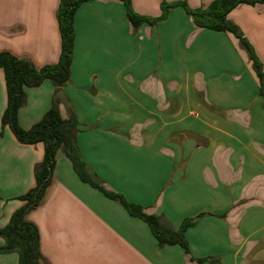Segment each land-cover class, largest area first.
<instances>
[{
    "label": "crops",
    "instance_id": "1",
    "mask_svg": "<svg viewBox=\"0 0 264 264\" xmlns=\"http://www.w3.org/2000/svg\"><path fill=\"white\" fill-rule=\"evenodd\" d=\"M165 0H132L143 16ZM178 1V0H173ZM212 0H186L192 9ZM60 0H0V53L37 69L61 53ZM240 27L264 67V4L241 5ZM71 81L61 115L78 121L84 162L109 191L178 229L190 254L164 246L149 226L83 182L59 150L41 204L26 215L39 230L42 264H264V102L248 53L231 33L199 28L182 7L134 30L122 2L92 0L75 14ZM55 87L27 88L19 123L30 129L50 109ZM0 69V230L36 186L44 145L20 143L2 125ZM5 241L0 237V248ZM194 259L207 258L203 263ZM1 254L0 264H17Z\"/></svg>",
    "mask_w": 264,
    "mask_h": 264
},
{
    "label": "trees",
    "instance_id": "2",
    "mask_svg": "<svg viewBox=\"0 0 264 264\" xmlns=\"http://www.w3.org/2000/svg\"><path fill=\"white\" fill-rule=\"evenodd\" d=\"M89 1L92 0H60L57 21L61 36V53L56 64L37 69L27 58H19L7 51L0 53V69L4 72L7 90V107L2 115V125L8 126L22 144L42 143L44 145L43 160L34 170L36 186L26 194L19 196L20 200L26 201L25 205L16 210L8 225L0 230V237L5 241V245L0 248V253H17L19 257L17 264H42L44 261L40 250L39 230L33 223L26 220V215L41 204L51 184L59 150H62L70 160L74 171L83 182L119 203L131 217L143 220L149 226L159 246L179 245L186 254H190L186 231L194 225L195 220L186 219L178 229H175L163 217L149 214L142 206L129 202L122 194L107 190L103 182L91 172L81 157L76 142L77 116L70 103H68V118L65 119L61 115L60 103L63 100L67 103L68 100L59 96L60 88L71 81L75 14L83 4ZM118 1L123 3L127 18L134 30H138L143 24L156 26L167 19L171 9L182 7L187 15L192 17L197 27L231 33L239 40L241 48L248 53L259 80V95L264 102L263 64L240 27L228 19L229 14L237 7L264 4V0H212L206 7L197 9L190 8L185 1H176L171 4L163 1L161 3L162 13L158 17L137 14L133 10L132 0ZM46 80H49L55 87L52 105L39 122L30 129H24L19 123L18 115L27 101L26 89L39 87ZM192 259L198 263L208 260L207 258Z\"/></svg>",
    "mask_w": 264,
    "mask_h": 264
},
{
    "label": "rangeland",
    "instance_id": "3",
    "mask_svg": "<svg viewBox=\"0 0 264 264\" xmlns=\"http://www.w3.org/2000/svg\"><path fill=\"white\" fill-rule=\"evenodd\" d=\"M178 1H185L186 2V0H178ZM165 2L171 4V3L176 2V1H173V0H165ZM161 13H162V11H161Z\"/></svg>",
    "mask_w": 264,
    "mask_h": 264
}]
</instances>
